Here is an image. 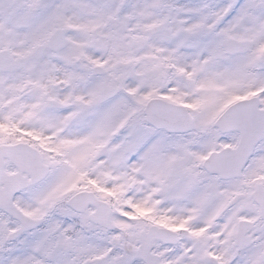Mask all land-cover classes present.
I'll use <instances>...</instances> for the list:
<instances>
[{
  "label": "snow or ice",
  "instance_id": "snow-or-ice-1",
  "mask_svg": "<svg viewBox=\"0 0 264 264\" xmlns=\"http://www.w3.org/2000/svg\"><path fill=\"white\" fill-rule=\"evenodd\" d=\"M0 264H264V0H0Z\"/></svg>",
  "mask_w": 264,
  "mask_h": 264
}]
</instances>
